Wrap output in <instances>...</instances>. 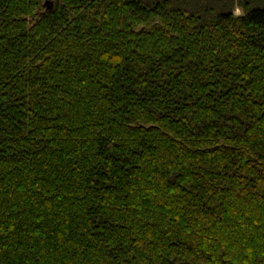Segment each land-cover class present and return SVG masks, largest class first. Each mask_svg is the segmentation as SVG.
<instances>
[{"label": "trees", "instance_id": "obj_1", "mask_svg": "<svg viewBox=\"0 0 264 264\" xmlns=\"http://www.w3.org/2000/svg\"><path fill=\"white\" fill-rule=\"evenodd\" d=\"M0 264H264V0H0Z\"/></svg>", "mask_w": 264, "mask_h": 264}, {"label": "rangeland", "instance_id": "obj_2", "mask_svg": "<svg viewBox=\"0 0 264 264\" xmlns=\"http://www.w3.org/2000/svg\"><path fill=\"white\" fill-rule=\"evenodd\" d=\"M236 14H237V15H241V11H240V10H237V11H236Z\"/></svg>", "mask_w": 264, "mask_h": 264}, {"label": "water", "instance_id": "obj_3", "mask_svg": "<svg viewBox=\"0 0 264 264\" xmlns=\"http://www.w3.org/2000/svg\"><path fill=\"white\" fill-rule=\"evenodd\" d=\"M46 6H48V2H46ZM50 8H51V6L48 7V9H50Z\"/></svg>", "mask_w": 264, "mask_h": 264}]
</instances>
